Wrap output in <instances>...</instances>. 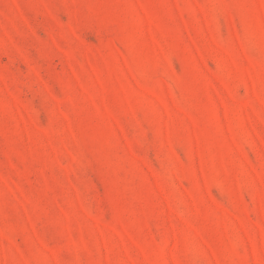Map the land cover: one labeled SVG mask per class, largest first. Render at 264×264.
Returning <instances> with one entry per match:
<instances>
[{"label": "rangeland", "instance_id": "374dc122", "mask_svg": "<svg viewBox=\"0 0 264 264\" xmlns=\"http://www.w3.org/2000/svg\"><path fill=\"white\" fill-rule=\"evenodd\" d=\"M0 264H264V0H0Z\"/></svg>", "mask_w": 264, "mask_h": 264}]
</instances>
